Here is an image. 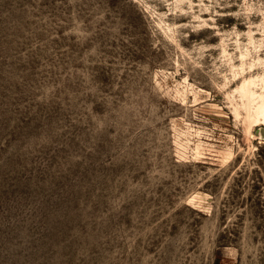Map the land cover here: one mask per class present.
<instances>
[{
  "label": "rangeland",
  "instance_id": "rangeland-1",
  "mask_svg": "<svg viewBox=\"0 0 264 264\" xmlns=\"http://www.w3.org/2000/svg\"><path fill=\"white\" fill-rule=\"evenodd\" d=\"M249 80L264 0H0V264H264Z\"/></svg>",
  "mask_w": 264,
  "mask_h": 264
},
{
  "label": "bare ground",
  "instance_id": "bare-ground-1",
  "mask_svg": "<svg viewBox=\"0 0 264 264\" xmlns=\"http://www.w3.org/2000/svg\"><path fill=\"white\" fill-rule=\"evenodd\" d=\"M254 83L255 82L253 80L245 81L242 85V92L243 95L248 98V100L253 101V103L255 104L254 101L259 97H256V91L251 89V85H255ZM258 101H256L258 102V105L256 106L255 113L254 115H252V125H264V95H261ZM248 102L246 104H248Z\"/></svg>",
  "mask_w": 264,
  "mask_h": 264
}]
</instances>
